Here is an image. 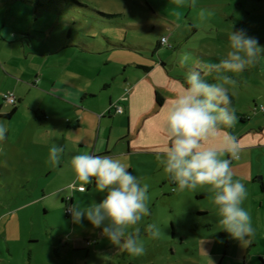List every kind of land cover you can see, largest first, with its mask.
Returning a JSON list of instances; mask_svg holds the SVG:
<instances>
[{
    "label": "rangeland",
    "instance_id": "rangeland-1",
    "mask_svg": "<svg viewBox=\"0 0 264 264\" xmlns=\"http://www.w3.org/2000/svg\"><path fill=\"white\" fill-rule=\"evenodd\" d=\"M231 30L264 48V0H0V112L16 107L12 118H0L9 129L0 142V264H229L219 256L224 239L210 235L221 226L213 193L207 186L181 191L164 171L165 149L159 146L166 141L159 134L165 136L172 101L159 110L161 118H147V126L130 136L133 121L127 124L128 113L114 109L128 102L135 85L159 90L162 84L161 93L169 95L166 79L177 85L192 70L179 63L183 51L209 82H217L212 66L226 57ZM162 37L166 44L156 48ZM137 65H161L163 72L145 74ZM226 74L237 117L229 132L237 139L244 130L264 126V58ZM79 93L93 95L81 109L68 99L78 100ZM5 94L15 103L3 99ZM42 111L46 119L36 122ZM104 127L110 133L108 155L121 158L148 185L150 214L130 229H138L144 245L140 256L111 244L87 219L74 223L66 213L106 196L94 182L82 194L79 182L69 187L76 179L72 157L82 151L97 155L90 148ZM53 145L65 149L56 166L49 162ZM121 146L129 149L125 156ZM231 167L236 178L237 167ZM253 187L259 195V185ZM249 197L248 191L245 208ZM67 198L73 199L68 207ZM205 208L213 214L201 215ZM150 224L159 227L158 236L147 231Z\"/></svg>",
    "mask_w": 264,
    "mask_h": 264
},
{
    "label": "clouds",
    "instance_id": "clouds-1",
    "mask_svg": "<svg viewBox=\"0 0 264 264\" xmlns=\"http://www.w3.org/2000/svg\"><path fill=\"white\" fill-rule=\"evenodd\" d=\"M228 40L230 48L226 57L212 66L216 71L215 83L209 82L195 67L190 52L180 54V65L185 68L192 65V70L186 71L185 80L178 82L180 91L172 98L164 128L168 144L161 160L164 171L181 191L207 186L213 193L222 226L220 231L246 243L254 228L250 213L244 207L248 197L246 185L234 178L231 167V162L239 159V145L229 132L237 117L230 107L232 100L226 85L232 80L226 73H239L254 65L259 58H264V48L243 31L231 30ZM8 132L0 123V142ZM49 151V162L59 165L64 147L53 145ZM71 166L76 179L70 188L79 182L83 190L94 182L96 191L106 193L100 203L93 202L86 207L76 204L70 208L73 222L87 219L94 229H102L101 234L111 244L123 247L130 255H142L145 248L138 229H130L150 214L148 185L142 184L121 158L111 155L82 151L72 157ZM147 231L153 237L160 233L155 224L148 225Z\"/></svg>",
    "mask_w": 264,
    "mask_h": 264
},
{
    "label": "crops",
    "instance_id": "crops-1",
    "mask_svg": "<svg viewBox=\"0 0 264 264\" xmlns=\"http://www.w3.org/2000/svg\"><path fill=\"white\" fill-rule=\"evenodd\" d=\"M161 65H156L154 67H149L145 65V67H148L146 71L142 68L139 69H142L145 74L151 73L152 70H159V72H163V68L161 67ZM139 66L144 65H137L136 67L138 68ZM164 80L165 79H163L161 82H163ZM175 82L176 81L172 80L171 78L166 79V83L168 84L167 89L169 93V95L166 96L161 93L160 89L164 88H160L161 86H163L162 84H159L160 91L155 88L146 89L144 87H141L140 85H135L134 87L130 88L131 90L128 102L123 106L121 105L123 108V114L121 115H124L125 112L128 113L127 116L129 117V119H127L126 121L127 124H129L130 121H133V130L130 131L129 136L135 132L139 125L146 127L147 123L149 122L147 118H161V107H163L164 103L168 102L167 100L172 101L174 95L180 91V85L178 83L176 85ZM152 90L157 92L159 96L163 98L162 104L160 106H158L156 102H151L150 93ZM79 94L80 95L78 100L76 98L68 99L70 101H73V103H77L81 109L83 101L87 98H93V95L87 96V94ZM18 98L19 97H16V99ZM154 100L156 101V97L154 98ZM66 103L70 104L69 102ZM108 110L106 114L110 113V111ZM10 112H0V118H12L14 114L8 117ZM86 112L94 118L98 117H96L95 112H91L88 109ZM42 113L44 114L43 116L41 115L40 117L35 118L36 122L41 123L44 119H46L44 111H42ZM103 118H105V116L102 115L100 117V120H102ZM125 137L127 136H124L121 140H119L120 145L124 144ZM159 137H163L164 140L167 142V138L163 134L161 135L160 133ZM109 139L110 133L109 131H107L106 127L97 129L95 142L94 144H91V153H97V155H108L109 152L107 151L110 145ZM237 141L239 145V159L236 163H233V161L231 163L232 166L235 165L237 167L236 178L243 181L246 185L247 191L250 192L249 199L251 204L249 205V207H246V209L248 210L252 218L254 232L251 236L248 237L247 242L244 243L243 241L232 239L227 232L220 231L222 226L214 228V232H210V227L212 226L210 223H207L205 227L208 228L207 232H210V235L215 240L216 238H220V241L224 239L223 241L225 243V250L222 255H219L221 256L220 259L222 261H224L225 257H228L230 259L229 264H263L260 263L259 259L262 255H264V126L258 129L249 128L247 131L244 130V132H241L237 136ZM166 142L163 145H160L159 148L165 149L167 145ZM130 145L131 144L129 142V146ZM120 149L122 150L121 152H119L121 156H125L129 153V149L125 148L124 146H121ZM253 184L259 185V195L257 196V191L254 189ZM85 192L86 191L79 193L82 194ZM207 196L208 195L205 194L203 196V199H206ZM204 211L205 212L201 215L207 216L209 214H213V212L208 208H205ZM213 255L216 257V253H214Z\"/></svg>",
    "mask_w": 264,
    "mask_h": 264
},
{
    "label": "trees",
    "instance_id": "trees-1",
    "mask_svg": "<svg viewBox=\"0 0 264 264\" xmlns=\"http://www.w3.org/2000/svg\"><path fill=\"white\" fill-rule=\"evenodd\" d=\"M10 32H12V31H10ZM17 32V35L18 36H23L25 33L24 32H19V31H16ZM15 33V32H14ZM1 38H3V37H1ZM163 38V37H162ZM164 44H162L161 43V41L157 44V47L156 48H158L159 46H163ZM138 68H142L143 70H147L148 69V67H145V66H139ZM155 95H156V102H157V104L160 106L161 104H162V101H163V98H161L160 96H159V94L157 93V92H155ZM232 100V99H231ZM233 102V101H232ZM15 103V102H14ZM13 103V104H14ZM232 104V103H231ZM231 106V105H230ZM15 110H16V107L15 106H13V109L11 110V112H10V114L8 115V117L9 116H11V115H13L14 113H15ZM262 111H263V113H264V109H262ZM41 115L43 116L44 114L41 112ZM38 118V117H37ZM39 119H41V118H39ZM66 213L67 214H69L68 213V211H66ZM263 256V255H262ZM262 256L260 257V259H259V261H260V263H263L264 264V261L262 260Z\"/></svg>",
    "mask_w": 264,
    "mask_h": 264
},
{
    "label": "flooded vegetation",
    "instance_id": "flooded-vegetation-1",
    "mask_svg": "<svg viewBox=\"0 0 264 264\" xmlns=\"http://www.w3.org/2000/svg\"><path fill=\"white\" fill-rule=\"evenodd\" d=\"M155 97H156V95H155ZM155 102H156V101H155ZM156 103H157V102H156ZM158 106H159V105H158ZM118 107H121V112H120V113L117 111V108H118ZM108 111H110V110H108ZM114 111H115V113L118 114V115L123 114V108H122L121 105H117V106H115ZM243 120L245 121V119H243ZM228 158L230 159L229 156H228ZM231 165H232V163H231ZM94 185H95V184H94ZM78 191H79V192H83V191H87V190H86L85 188H83V190H80V186H79V187H78ZM63 202H64L65 205L68 207L69 204L72 205V203H73V199H71V198H67V199H64ZM67 211H68V213L70 214V212H69V207H68Z\"/></svg>",
    "mask_w": 264,
    "mask_h": 264
},
{
    "label": "built area",
    "instance_id": "built-area-1",
    "mask_svg": "<svg viewBox=\"0 0 264 264\" xmlns=\"http://www.w3.org/2000/svg\"><path fill=\"white\" fill-rule=\"evenodd\" d=\"M161 42H162V44L163 43L166 44V41H165L164 38H161ZM3 99L9 100V102L12 103V104L15 102V99H14V97L11 94H5V95H3ZM117 111L120 113L121 112V107H118L117 108ZM262 260L264 261V255L262 256Z\"/></svg>",
    "mask_w": 264,
    "mask_h": 264
}]
</instances>
